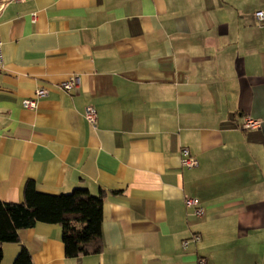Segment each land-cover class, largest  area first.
I'll list each match as a JSON object with an SVG mask.
<instances>
[{
	"label": "crops",
	"instance_id": "crops-1",
	"mask_svg": "<svg viewBox=\"0 0 264 264\" xmlns=\"http://www.w3.org/2000/svg\"><path fill=\"white\" fill-rule=\"evenodd\" d=\"M260 10L264 0H0V200L22 202L29 180L104 192L100 252L69 256L61 225L37 222L2 244L0 264L24 249L32 264H264ZM73 74L78 88H61ZM40 86L48 94L24 107ZM246 116L261 125L244 128ZM185 147L197 165L183 164Z\"/></svg>",
	"mask_w": 264,
	"mask_h": 264
},
{
	"label": "trees",
	"instance_id": "trees-1",
	"mask_svg": "<svg viewBox=\"0 0 264 264\" xmlns=\"http://www.w3.org/2000/svg\"><path fill=\"white\" fill-rule=\"evenodd\" d=\"M103 201V191L93 195L87 188L76 187L67 193L53 194L38 190L34 180L27 181L22 202L0 200V261L2 244L17 241L21 229L33 227L37 222L61 225L69 256L100 252ZM14 264H32L29 252L22 250Z\"/></svg>",
	"mask_w": 264,
	"mask_h": 264
},
{
	"label": "built area",
	"instance_id": "built-area-1",
	"mask_svg": "<svg viewBox=\"0 0 264 264\" xmlns=\"http://www.w3.org/2000/svg\"><path fill=\"white\" fill-rule=\"evenodd\" d=\"M15 1H21V0H15ZM255 16L257 18H264V12L263 11H257L255 12ZM3 41L0 33V68L3 67V49H2ZM80 84V77L77 74H73L69 76L67 79L61 82L60 86L64 90L70 91V90H76ZM36 98H30L25 99L23 101V105L26 108H35L37 106V98L45 96L48 94V89L45 86H40L35 90ZM85 118L89 123H91L94 127H96L97 124V111L93 106H87L85 108ZM261 125V121L259 119L252 118L250 116H246L245 122L243 124L244 128H256ZM182 154L184 156L183 158V164L186 166H195L198 164V161L194 159L190 153L188 148H182ZM185 204L188 207L194 208V213L197 215H203L204 214V208L200 205V200L197 197L192 196H186L185 197ZM193 239L198 241L200 240V236L198 234L193 236ZM188 243V240H184L183 245L186 246ZM204 260H201L203 262Z\"/></svg>",
	"mask_w": 264,
	"mask_h": 264
}]
</instances>
